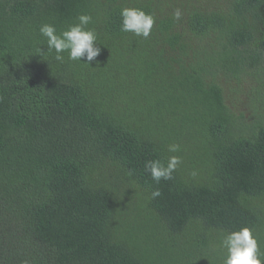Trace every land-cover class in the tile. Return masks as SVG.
Segmentation results:
<instances>
[{
  "label": "trees",
  "instance_id": "trees-1",
  "mask_svg": "<svg viewBox=\"0 0 264 264\" xmlns=\"http://www.w3.org/2000/svg\"><path fill=\"white\" fill-rule=\"evenodd\" d=\"M81 14L100 55L57 61ZM243 227L264 254V0H0V264H223Z\"/></svg>",
  "mask_w": 264,
  "mask_h": 264
},
{
  "label": "clouds",
  "instance_id": "clouds-1",
  "mask_svg": "<svg viewBox=\"0 0 264 264\" xmlns=\"http://www.w3.org/2000/svg\"><path fill=\"white\" fill-rule=\"evenodd\" d=\"M120 15L122 31L132 32L137 37L145 39L149 37L155 24L152 14L140 8L125 7L121 9ZM174 17L179 20L181 12L177 10ZM77 20L78 23L69 25L67 30L60 33H57L52 24H43L39 31L46 38L47 50L55 51L57 61L63 62V54L67 53L69 60L81 62L82 58H86L88 63L85 64L90 65V62L101 53V49L95 46L97 40L95 31L87 28L92 17L88 14H81ZM168 151L172 153L179 151V145L170 144ZM180 163L181 158L173 155L167 158L166 163L161 160L146 161L145 169L150 172L152 179L159 183L162 179L171 180ZM195 175L196 173L193 172V176ZM152 195L153 197L159 196V190L153 192ZM220 247L226 253L223 264H264V254L260 252L258 238L249 227L225 234L220 241Z\"/></svg>",
  "mask_w": 264,
  "mask_h": 264
}]
</instances>
